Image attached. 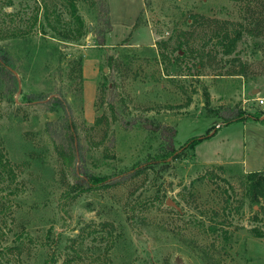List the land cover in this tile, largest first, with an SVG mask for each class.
Here are the masks:
<instances>
[{
  "label": "rangeland",
  "instance_id": "rangeland-1",
  "mask_svg": "<svg viewBox=\"0 0 264 264\" xmlns=\"http://www.w3.org/2000/svg\"><path fill=\"white\" fill-rule=\"evenodd\" d=\"M108 2L112 29L98 44L105 18L90 0H78L87 33L77 41L63 39L66 0H0V46L18 86L0 83L10 164L0 168V264H264V238L251 232L264 215L242 183L264 171V0ZM251 19L256 35L225 53V34ZM85 69L96 91L89 81L84 92ZM24 93L67 100L78 166L110 184L71 189L47 128L65 110ZM233 108L259 117L222 125ZM141 120L175 127V157L157 161L163 137Z\"/></svg>",
  "mask_w": 264,
  "mask_h": 264
},
{
  "label": "trees",
  "instance_id": "trees-1",
  "mask_svg": "<svg viewBox=\"0 0 264 264\" xmlns=\"http://www.w3.org/2000/svg\"><path fill=\"white\" fill-rule=\"evenodd\" d=\"M245 1L246 3H251L253 0ZM66 2L68 5V13L71 18L68 24H71V28L67 33H64L63 39L77 41L84 37L87 33L86 21L79 11L78 0H66ZM90 4L96 10H98L101 20L102 17L105 18L102 28L96 32L97 43L104 44L106 42V33L112 29V23L109 18V2L108 0H90ZM251 18H253V15H251ZM45 19L52 28L57 29L53 25L47 11H45ZM37 21L38 19L36 16L35 24H37ZM253 22V19L248 21V23L241 22L240 27L235 30L234 35H230V33L225 34L221 41L225 53H232L236 48L238 41L242 39L245 33L252 36L256 35V28L251 27ZM16 35L19 36V33H16ZM14 66L15 64L12 55L9 53V51L3 49L0 46V83L2 86L4 85L6 88H8L9 92L13 94L18 91L17 77L14 73ZM22 99L23 101L25 100L28 102H32L35 99L43 100L47 104L50 111H56L60 107L65 110L64 115L56 121L49 122L47 128L48 130H51L50 133L54 140L55 148L64 163L65 169H67L73 177V183L70 185L72 190L85 191L96 186L110 184L109 181L112 178L111 174H95L88 172L87 170L78 166L77 162H79L82 155L81 143L79 142V137L77 135L78 128L74 119L72 118V115L67 109L68 103L64 97L58 95L49 97L48 95L43 94L36 95L24 93V95H22ZM219 115L224 121L222 125L236 121L258 119L259 117L258 113L249 115L243 110L237 108L226 110L223 115ZM97 121L95 123H97ZM139 123L143 124L144 128L150 129L153 133L159 132V134L163 137L162 149L161 153H159L158 157L156 158L157 161L166 162L170 158L177 155L178 149H176L174 145V138L177 132L175 127L168 125L160 126V124H150L145 122V120H141ZM54 124L58 125L57 131L53 126ZM222 125H216L213 127L212 133L207 132L205 135L193 136L189 138L186 141V145H188L190 148L195 147V145L201 140L208 138L211 134H215ZM9 165V160L6 158L5 153L0 150V168H2L3 171H10ZM242 176H244L242 183L245 185V192L247 193L246 196L250 197V199L253 200L255 204L260 205V212H262L264 215V206H261L260 204L261 198H264V171H251L242 174ZM115 177H118V175ZM251 232L256 237L264 238V229L262 227L254 226L251 228ZM69 262L71 264V260H69Z\"/></svg>",
  "mask_w": 264,
  "mask_h": 264
},
{
  "label": "crops",
  "instance_id": "crops-1",
  "mask_svg": "<svg viewBox=\"0 0 264 264\" xmlns=\"http://www.w3.org/2000/svg\"><path fill=\"white\" fill-rule=\"evenodd\" d=\"M84 77H85L84 92H86L87 82H89V81L95 82V84H94V91H96V88H97L96 80L93 79V78L90 77V76H87V71H86V69L84 70Z\"/></svg>",
  "mask_w": 264,
  "mask_h": 264
},
{
  "label": "water",
  "instance_id": "water-1",
  "mask_svg": "<svg viewBox=\"0 0 264 264\" xmlns=\"http://www.w3.org/2000/svg\"><path fill=\"white\" fill-rule=\"evenodd\" d=\"M167 204L176 206L175 203L172 200H168L167 201ZM176 264H183V262H182L181 259H178L177 262H176Z\"/></svg>",
  "mask_w": 264,
  "mask_h": 264
},
{
  "label": "built area",
  "instance_id": "built-area-1",
  "mask_svg": "<svg viewBox=\"0 0 264 264\" xmlns=\"http://www.w3.org/2000/svg\"><path fill=\"white\" fill-rule=\"evenodd\" d=\"M260 104H264V97H258L257 99Z\"/></svg>",
  "mask_w": 264,
  "mask_h": 264
}]
</instances>
